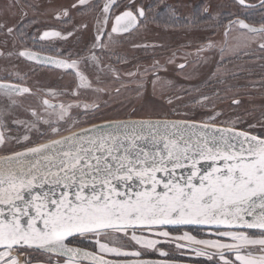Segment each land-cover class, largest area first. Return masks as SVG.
Here are the masks:
<instances>
[{
  "label": "snow or ice",
  "instance_id": "snow-or-ice-1",
  "mask_svg": "<svg viewBox=\"0 0 264 264\" xmlns=\"http://www.w3.org/2000/svg\"><path fill=\"white\" fill-rule=\"evenodd\" d=\"M14 6L4 0L0 12L7 13ZM115 6V0H109L101 9L105 27ZM71 7L86 8L88 0H77ZM61 14L70 17L68 8L57 12L58 19ZM142 19H146L145 7L134 11L128 7L115 16L108 35L127 33ZM239 23L248 27L243 21ZM0 29L13 32L6 23L0 24ZM105 34L104 29H98L93 48L106 46ZM61 36L58 31H44L39 39ZM19 55L68 70L77 69L80 63L71 54L65 59L41 58L22 50ZM91 55L96 58L95 52ZM76 75L84 80L79 71ZM0 91L18 94L29 89L0 83ZM58 119L67 124L71 116L65 109ZM48 126L59 139L24 146L23 151L0 157L8 165L0 167V264H21L12 253L25 246L67 256L65 264H70L82 251L72 246L81 238L93 241L99 253L118 258L106 260L104 255L87 253L93 264H170L167 260L140 259L142 252L132 246L154 249L166 257L168 253L158 247L160 238L171 236L168 226L183 225L214 228L217 239H198L184 232L176 239L188 243L178 244V248L189 247L197 257L204 256L213 264H264V137L216 129L201 138L196 134L209 125L198 127L191 121H119L67 136L61 135L64 125ZM102 128L114 132L99 134ZM161 128L176 129L179 138L157 132L153 144L158 145L160 136L163 149L157 146L153 151L137 144L144 129ZM180 130H191L192 135L185 137ZM30 160L36 163H23ZM41 160H47L49 166H43ZM145 232L156 238L145 236ZM113 234L122 241L119 246L108 242ZM22 264L30 261L26 258Z\"/></svg>",
  "mask_w": 264,
  "mask_h": 264
},
{
  "label": "rangeland",
  "instance_id": "rangeland-1",
  "mask_svg": "<svg viewBox=\"0 0 264 264\" xmlns=\"http://www.w3.org/2000/svg\"><path fill=\"white\" fill-rule=\"evenodd\" d=\"M108 2L88 0V7L78 10L71 7L77 0H7L15 6L0 12V24L6 23L13 32L0 29V75L10 74L29 91H0V135L4 138L0 156L57 137L49 123L64 125L62 135L106 120L176 118L235 127L264 137V32L251 33L238 25L245 14L264 26L259 21L264 19L261 0H245L244 4L239 0H115L112 20L105 27L101 9ZM128 7L133 11L145 7L146 19L127 33L109 36L115 16ZM64 8L70 17L61 14L58 19L57 12ZM46 29L62 36L41 41L39 36ZM98 29L106 33V46L93 48ZM38 46L56 55L63 53L64 58L71 54L80 61L78 68L45 69L19 55L21 49ZM46 100L55 106L48 107ZM65 109L71 116L67 124L58 119ZM144 235L156 238L147 232ZM176 237L180 236L160 238V242L176 246L187 242ZM108 242L111 246L122 243L118 234ZM93 243L77 240L99 253ZM132 247L142 253L149 250ZM12 255L21 264L26 258L30 264L69 261L30 248Z\"/></svg>",
  "mask_w": 264,
  "mask_h": 264
},
{
  "label": "water",
  "instance_id": "water-1",
  "mask_svg": "<svg viewBox=\"0 0 264 264\" xmlns=\"http://www.w3.org/2000/svg\"><path fill=\"white\" fill-rule=\"evenodd\" d=\"M240 21H243L245 25H247L248 27L247 28H244L240 25V23L238 24L239 27L241 29H244L248 32H251V33H257V32H264V31H256V32H253V31H250L249 29H256V30H260L262 28H264L263 25H254V24H251V23H248L247 21L245 20H240ZM36 54V53H34ZM36 55H39L41 58H45V57H48L46 55H41V54H36ZM50 57V56H49ZM26 58V57H25ZM55 58V57H53ZM28 59V58H27ZM30 60V59H28ZM31 61H34V62H38L36 60H31ZM38 63H41V62H38ZM41 64H45V63H41ZM46 65H52V64H46ZM139 120H152V121H169V122H175V121H191V122H194L198 127H202L203 125L207 124L209 125V129H203V131L201 132H198L196 135L197 136H200L201 138H203V136L205 134H207V132L209 130L215 132L216 129H234L235 131L239 132V131H245V132H248L250 133L251 135H255V136H258V137H262V136H259L257 134H254L252 132H249V131H246V130H243V129H239V128H235V127H230V126H225V125H220V124H214V123H208V122H201V121H194V120H186V119H176V118H126V119H117V120H106V121H101V122H97V123H93V124H89V125H86V126H83V127H80V128H77L75 130H72L70 132H76V131H80L81 129H87V128H90L91 126L93 125H97V126H101V125H105L107 123H111V122H119V121H139ZM214 126V127H213ZM70 132H67L65 134H62V136H67L70 134ZM108 132H114V130L112 129H109V128H102L101 129V132L99 134H106ZM121 132H123V130H121ZM160 133V136H163V135H169L170 134V138L171 137H175V138H179V135L177 133V130L176 129H172V128H168L167 131H165L164 129H144L140 134L141 136L143 137V139L141 140H138L137 141V144L143 146L146 150L148 151H153L155 150V148L158 146L160 149H163V140L160 139V136H157V140L159 141L158 145H154L153 144V141H152V137L153 135H155L156 133ZM180 134L184 135L185 137H188V136H191L192 135V131L191 130H180ZM60 136H57L55 138H52V139H59ZM49 140L47 141H44L42 143H39V144H43V143H47ZM39 144H36L34 146H37ZM33 147V146H31ZM238 147V145H237ZM18 151H23V149L21 150H18ZM14 152H17V151H14ZM13 152L11 153H8V154H5V155H1L0 157H8V156H11ZM25 164H28V163H36V160H30V161H25L23 162ZM41 164L45 167L49 166V162L47 160H41ZM8 165H5L2 161H0V167H6ZM13 167H19L18 164H13L12 165ZM55 170V169H53ZM179 172V170H178ZM47 188V186H45ZM175 227H199V228H210L209 226H201V225H183V226H168L167 228H175ZM210 229H214V228H210ZM252 231H255V230H252ZM74 248H79L81 249L82 251L75 257H72L71 258V261L73 263H83V264H93V261L92 259L87 255V253H95L96 255H101L95 251H92V250H89V249H86V248H82V247H79V246H76V245H72ZM24 248H28L27 246H25ZM30 249H36V250H40V251H43V252H46V253H50V254H53L55 256H58V257H62L66 260H69V257L67 256H61V255H57V254H54V253H51V252H48L44 249H41V248H37V247H32ZM104 258L106 260H115L113 258H109L107 256H104ZM140 259H145V260H167L170 262V264H199V263H190V262H184V261H178V260H170V259H158V258H140Z\"/></svg>",
  "mask_w": 264,
  "mask_h": 264
},
{
  "label": "flooded vegetation",
  "instance_id": "flooded-vegetation-1",
  "mask_svg": "<svg viewBox=\"0 0 264 264\" xmlns=\"http://www.w3.org/2000/svg\"><path fill=\"white\" fill-rule=\"evenodd\" d=\"M249 17H247L244 14L243 18L248 23H251V24H254V25H258V24H255V22L257 20H252V18L251 17L249 18ZM259 21L261 22V24H264V19L263 18L260 19ZM53 30L54 29H46L44 31H53ZM44 31H42V33ZM22 50L30 51V52H33V53H36V54L46 55L48 57L50 56V57H55V58H58V59H65L63 56H59V55L53 54L52 51L50 49L48 50V48L45 47V46L44 47L38 46V47L32 48V49H21L20 51H22ZM23 58H25V57H23ZM25 59H27V58H25ZM27 61L35 63V64H38V66H40L41 68L50 69V70L51 69H59L55 65L41 64V63L34 62V61H31V60H28V59H27ZM0 83L17 85V84H19V81L17 80V78H11L10 74H6V75H0ZM46 101H47L46 105L48 107H54L55 106L54 102H51L49 100H46ZM238 103H239V100H238ZM252 133L259 135L258 133H255V132H252ZM259 136H261V135H259ZM166 230L170 231L171 235H174V236H182L184 232H188L189 234L196 236L198 239H217V237L215 236V229H210V228L175 227V228H167ZM250 231L253 232V233L255 232V231H252V230H250ZM187 243L188 242H185L184 244H181V245H187ZM73 245H76V246H79V247H82V248H86V247L81 246L80 244H77V242L74 243ZM158 247L162 248V250L167 252L168 255L166 257H161L159 255V252H155L154 249H149L146 252L142 253V256L140 258H158V259H170V260H178V261H184V262H190V263H199V264H213L212 261H209L204 256L197 257L195 255V252L191 251L189 248H188L189 251L187 249H183V248H187V247H181L180 249H177L176 248L177 246L174 245V243H172V242L170 243L169 241H168V243L167 242H160ZM195 247H200V246H195ZM34 250H36V249H34ZM38 251H40V250H38ZM207 251L209 253H214L215 252L214 249H207ZM233 255L234 254H231L230 257H232ZM60 258H62V257H60ZM129 259H133V258H129ZM217 260H218V258H217ZM221 264H222V262H221Z\"/></svg>",
  "mask_w": 264,
  "mask_h": 264
}]
</instances>
